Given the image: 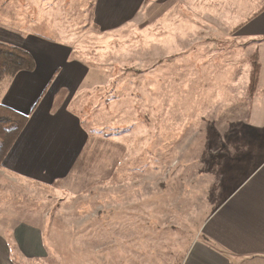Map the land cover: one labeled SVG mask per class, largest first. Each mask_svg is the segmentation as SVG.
Masks as SVG:
<instances>
[{"label":"rangeland","instance_id":"374dc122","mask_svg":"<svg viewBox=\"0 0 264 264\" xmlns=\"http://www.w3.org/2000/svg\"><path fill=\"white\" fill-rule=\"evenodd\" d=\"M27 1L0 0V24L23 22ZM66 1L73 16H87L89 0ZM168 10L152 0L122 29L125 38L97 35L93 48L74 38L84 24L75 23V55L101 69L97 81L99 73L112 81L95 89L89 109L81 107L80 124L92 138L71 166L31 169L36 183L0 178L15 217L43 223L46 241L56 244L50 254L65 264H180L207 215L242 177L228 178L224 160L232 157L230 143L249 142L241 112L249 85L243 71L232 84L207 82L200 64L253 63L243 44L221 41L205 24L185 35L184 15L171 23ZM174 29L179 37H171ZM216 39L225 44L214 49Z\"/></svg>","mask_w":264,"mask_h":264},{"label":"crops","instance_id":"0c3cea01","mask_svg":"<svg viewBox=\"0 0 264 264\" xmlns=\"http://www.w3.org/2000/svg\"><path fill=\"white\" fill-rule=\"evenodd\" d=\"M27 2L23 22L10 17L0 24V42L9 38V44L26 50L35 63L33 71L0 83V104L28 118L0 166V178L12 184L36 183L30 173L33 168L71 166L92 138L80 124L81 107L89 109L92 98L96 100L95 89L102 90L112 81L100 73L102 80L97 81L101 69L75 55L71 40L74 24L84 23L82 33L76 31L79 35L74 38H87V48H93L97 35L113 38L114 33L121 32L119 37L125 38L126 30L122 29L152 0H89L85 18L73 16L66 0ZM156 5L169 6L171 23L184 15L187 36L199 22L217 32L224 39L221 41L243 44L251 67L240 63L200 64L201 76L206 75L207 82L222 79L219 81L232 84L243 71L249 85L253 66L257 67L256 89L241 111L248 118L245 129L249 142L230 143L232 157L224 160L228 178L242 177L207 215L180 264H264V0H156ZM177 33L172 30L171 37H179ZM221 41L212 43V47L225 44ZM189 68L196 69L186 64L185 69ZM223 72H232L226 76L228 80ZM236 129L239 127L233 128L234 133H238ZM6 198L11 196L0 191V264H65L51 255L50 249L56 244L46 241V226L16 218L15 208Z\"/></svg>","mask_w":264,"mask_h":264},{"label":"trees","instance_id":"16d2710c","mask_svg":"<svg viewBox=\"0 0 264 264\" xmlns=\"http://www.w3.org/2000/svg\"><path fill=\"white\" fill-rule=\"evenodd\" d=\"M35 63L30 53L26 50L0 42V83L13 79L18 73L31 72ZM257 67L249 81V92L256 89ZM27 116L9 107L0 104V166L27 123Z\"/></svg>","mask_w":264,"mask_h":264}]
</instances>
